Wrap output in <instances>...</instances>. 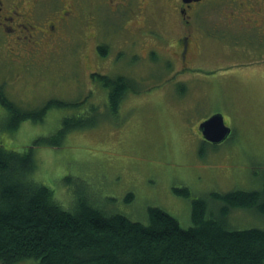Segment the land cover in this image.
I'll use <instances>...</instances> for the list:
<instances>
[{
  "label": "rangeland",
  "instance_id": "374dc122",
  "mask_svg": "<svg viewBox=\"0 0 264 264\" xmlns=\"http://www.w3.org/2000/svg\"><path fill=\"white\" fill-rule=\"evenodd\" d=\"M89 13V4H84L81 20L58 46H49L52 55L44 62L13 63L0 50V88L21 112L37 115L50 101L64 104L47 108L41 120L22 121L12 133L3 131L8 114L0 104V143L17 151L30 146L34 179L49 187L65 208L83 197L104 213L146 223L147 208L158 207L182 228L191 226L190 200L173 188L187 187L192 198L206 199L212 211L218 205L212 193L261 189L264 77L256 66L247 68L248 57L242 52L255 51L254 46L244 40L224 44L203 38L199 51L192 48L179 63L183 67L175 68L178 57L168 56L178 55L177 26L170 25L166 38L176 52L143 56L132 51L142 38L115 32L114 21L103 15L104 35L89 39ZM158 28L151 33L155 38ZM94 45L105 52L95 48L90 60L94 69L89 71L84 56L89 58ZM229 53L234 56L223 58ZM93 73L129 78L135 91L127 90L113 112L108 90L91 78ZM215 112L232 130L217 145L203 141L198 128ZM51 136L57 144L33 146ZM129 193L133 199L127 201ZM225 223L232 229L264 228V215L231 209Z\"/></svg>",
  "mask_w": 264,
  "mask_h": 264
},
{
  "label": "trees",
  "instance_id": "16d2710c",
  "mask_svg": "<svg viewBox=\"0 0 264 264\" xmlns=\"http://www.w3.org/2000/svg\"><path fill=\"white\" fill-rule=\"evenodd\" d=\"M93 77L110 91L113 112L127 90L135 91L129 78ZM0 104L8 114L7 133L24 120H41L51 106L64 105L50 101L37 115L21 112L1 88ZM52 137L33 146L57 144ZM35 169L30 146L17 151L0 143V264H264V228L232 229L225 223L231 209L264 215V182L259 190L212 193L215 211L206 199L192 198L187 187L173 188L190 200L191 226L182 228L158 207L147 208L146 223L104 213L83 197L65 208L49 187L34 179ZM125 199L132 200L133 194Z\"/></svg>",
  "mask_w": 264,
  "mask_h": 264
},
{
  "label": "flooded vegetation",
  "instance_id": "af4514ba",
  "mask_svg": "<svg viewBox=\"0 0 264 264\" xmlns=\"http://www.w3.org/2000/svg\"><path fill=\"white\" fill-rule=\"evenodd\" d=\"M84 4H89V39L98 40L104 35L103 21L110 18L114 21L115 32L142 38L140 45L132 49L134 53L139 51L144 56L160 52L167 56L176 52L167 42L168 29L170 25L177 26L179 34L174 38L179 46L178 55L168 56L178 57L175 68L183 67L179 63L187 58L192 48L195 53L199 51L203 38L224 44L244 40L255 50L242 51L248 57L247 68L256 66L264 77V0H0V50L13 63L44 62L52 55L53 49L49 46H58L66 33L72 31V24L81 20ZM207 19L211 20L210 24ZM158 27L162 28L155 38L151 33L153 29L159 31ZM193 40L197 49H194ZM95 48L100 53L105 52L94 45L89 58L84 56L89 71L94 69L90 60L92 62ZM238 51L241 52L240 48ZM233 56L229 53L223 58ZM96 74H91L93 80ZM109 93L108 90L110 104ZM122 99L118 100V105Z\"/></svg>",
  "mask_w": 264,
  "mask_h": 264
},
{
  "label": "water",
  "instance_id": "95a60500",
  "mask_svg": "<svg viewBox=\"0 0 264 264\" xmlns=\"http://www.w3.org/2000/svg\"><path fill=\"white\" fill-rule=\"evenodd\" d=\"M198 128L203 140L214 145L224 142L231 133V129L226 126L220 113H215L202 121Z\"/></svg>",
  "mask_w": 264,
  "mask_h": 264
}]
</instances>
